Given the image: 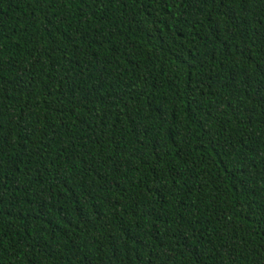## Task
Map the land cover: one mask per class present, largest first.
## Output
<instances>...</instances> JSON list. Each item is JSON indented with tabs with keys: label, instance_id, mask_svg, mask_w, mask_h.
Segmentation results:
<instances>
[{
	"label": "trees",
	"instance_id": "obj_1",
	"mask_svg": "<svg viewBox=\"0 0 264 264\" xmlns=\"http://www.w3.org/2000/svg\"><path fill=\"white\" fill-rule=\"evenodd\" d=\"M0 264H264V0H0Z\"/></svg>",
	"mask_w": 264,
	"mask_h": 264
}]
</instances>
